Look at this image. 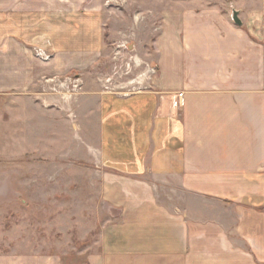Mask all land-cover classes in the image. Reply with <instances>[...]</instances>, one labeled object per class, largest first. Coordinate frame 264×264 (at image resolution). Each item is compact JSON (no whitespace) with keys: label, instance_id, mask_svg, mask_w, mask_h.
<instances>
[{"label":"crops","instance_id":"obj_1","mask_svg":"<svg viewBox=\"0 0 264 264\" xmlns=\"http://www.w3.org/2000/svg\"><path fill=\"white\" fill-rule=\"evenodd\" d=\"M133 2L0 0V135L21 115L30 132L52 131L55 104L61 122L76 123L104 206L78 264H264V0L237 10L174 0L153 43L156 74L106 90L104 58L136 37L135 18L121 12ZM70 76L76 103L52 92ZM57 261L0 255V264L70 263Z\"/></svg>","mask_w":264,"mask_h":264},{"label":"rangeland","instance_id":"obj_2","mask_svg":"<svg viewBox=\"0 0 264 264\" xmlns=\"http://www.w3.org/2000/svg\"><path fill=\"white\" fill-rule=\"evenodd\" d=\"M133 1L121 12L137 22L136 37L126 44L128 55L139 60L138 66H133L129 74L125 69L124 74L116 73V66L122 63L107 57L102 70L103 81L109 77L122 83L134 80L138 87L142 75L154 67L153 43L160 15L164 7H173L174 0ZM175 1L182 2L183 8L202 9L208 0ZM209 1L219 5L229 2L230 10H237L243 0ZM79 85L75 76L62 77L55 80L52 92L59 101L76 103ZM53 108L56 120L52 131L46 132L45 126L38 123L37 133L30 132V123L21 115L23 122L11 120L0 135V255L52 254L58 263L61 258H69L68 264H78L85 258L87 245L97 240L104 206L99 201L98 188L92 185L93 174L84 167L86 157L75 131L76 123L61 122V107L55 104Z\"/></svg>","mask_w":264,"mask_h":264},{"label":"built area","instance_id":"obj_3","mask_svg":"<svg viewBox=\"0 0 264 264\" xmlns=\"http://www.w3.org/2000/svg\"><path fill=\"white\" fill-rule=\"evenodd\" d=\"M38 54L42 55L43 53L39 52ZM128 54H129V52H128L127 44L122 43L118 47V51H116L115 55H114V60H116L119 63H122L121 67L116 66L117 67L116 73H123L124 69H125L126 74H129L130 69H132L133 66H138L137 61H139V60H137V59L135 60V58L132 55L130 56ZM48 58L49 57H45V59H48ZM119 68H120V70H119ZM156 70L157 69L155 67L150 66L146 72H147V74H154L155 75L157 72ZM114 79L115 78H113V77H109L105 80L106 90H113L115 88V84H113ZM134 82H135L134 80L130 81L131 84H134ZM183 105H184V97H183V95H180L178 97V99H176L175 102L173 103V106L175 108H182Z\"/></svg>","mask_w":264,"mask_h":264},{"label":"water","instance_id":"obj_4","mask_svg":"<svg viewBox=\"0 0 264 264\" xmlns=\"http://www.w3.org/2000/svg\"><path fill=\"white\" fill-rule=\"evenodd\" d=\"M238 13L234 12L233 14V21L235 22L236 25L241 26L242 22L240 21L239 17H238Z\"/></svg>","mask_w":264,"mask_h":264}]
</instances>
